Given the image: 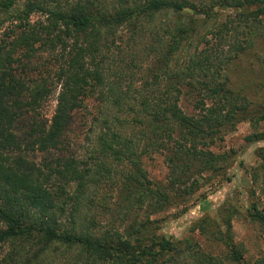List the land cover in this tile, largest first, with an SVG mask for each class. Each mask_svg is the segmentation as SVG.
Returning <instances> with one entry per match:
<instances>
[{
  "label": "trees",
  "instance_id": "16d2710c",
  "mask_svg": "<svg viewBox=\"0 0 264 264\" xmlns=\"http://www.w3.org/2000/svg\"><path fill=\"white\" fill-rule=\"evenodd\" d=\"M118 1L115 12L105 14L96 8L95 0H27L11 18L17 23L10 28L9 39L0 44V243L28 239L35 233L47 246L54 242L81 246L93 263L182 264L179 258H186L190 248L194 250L195 264H224L223 258L195 250L191 242L179 248L166 236L141 235L145 232L140 228V235L119 234L111 241L95 233H78L74 227L62 228V216L73 215L70 205L79 206L77 200L86 191L91 172L100 168L98 162L71 153L67 137L77 112L87 108V99L101 88L113 90L106 77L104 50L110 49L108 38L114 31L127 23L139 28L144 20L151 22L162 11L182 12L190 8L194 14L207 18L217 14L216 7L232 11L224 21L207 29L203 47L183 69L186 72L182 81L194 95L196 114H187L178 102L183 89L172 80L179 79L183 70L175 72L169 67L173 55L195 31V25L177 24L167 29L168 39L160 61L163 64L153 75L154 80L145 86L141 99L128 91L112 99L122 105L133 103L128 105V112L134 113L133 121L143 125V131L148 126L155 135V142L149 143L151 151L158 139L157 147L169 151V183L144 191L163 208L188 201L206 182L200 181L202 173L222 174L230 153L215 152L210 145L221 137L222 127L231 119L233 92L219 77L225 76L224 68L230 59L254 45L255 36L264 37L258 26L264 18V0ZM34 13L44 14L45 20L32 22ZM240 28L244 36L232 34ZM47 47L57 52L58 67L53 75L30 77L29 59L23 58ZM162 77L166 80L164 91L160 90ZM58 86L54 113L50 121H43L39 119L41 103ZM174 90L177 92L173 97ZM99 96L103 101L111 99L106 94ZM259 119H264V115ZM119 123L123 125L124 120ZM106 136L101 138L100 152L109 153L106 156L118 161L136 163L132 139L127 140L117 130ZM36 150L48 153L41 164L30 158ZM135 166V172H142L140 165ZM148 182L152 183L149 179ZM72 183L77 187L71 192L68 186ZM250 213L264 228V213L256 206ZM149 221H143V226ZM227 239L231 248L226 258L234 264H250L244 252ZM255 264H264V257Z\"/></svg>",
  "mask_w": 264,
  "mask_h": 264
},
{
  "label": "rangeland",
  "instance_id": "374dc122",
  "mask_svg": "<svg viewBox=\"0 0 264 264\" xmlns=\"http://www.w3.org/2000/svg\"><path fill=\"white\" fill-rule=\"evenodd\" d=\"M26 2L13 0L11 4V0H0V44L9 39L10 28L17 23L11 18ZM95 2L96 8L105 14L115 12L119 6L118 0ZM215 12V16L207 18L204 14H194L190 8L182 12L162 11L155 14L151 22L144 20L139 28L127 23L110 35V49L105 48L104 53L106 77L113 90L101 88L87 99V108L77 112L67 137L71 153L98 162L100 168L98 172H91L86 191L77 200L79 206L70 205L69 212L73 215L62 216L63 229L74 227L78 233H95L107 241L115 240L119 234L140 235L138 230L141 229L145 232L141 235L166 236L179 248L191 242L195 250L219 256L224 259V264H234L226 258L231 248L226 242L229 237L234 246L244 252L248 263L255 264L263 259L264 228L252 218L250 211L256 206L264 213V119H259L264 115V37L255 36L254 45L230 59L224 68L225 76L219 77V80L227 82L233 92L230 104L233 114L222 127L221 137L210 147L218 153L228 152L230 157L225 161L221 175L217 172L202 173L200 181L206 182L184 203L163 208L155 198L144 195V191L150 187L169 183L166 162L169 151L157 147L159 139L155 149L150 150L149 143L152 140L155 142V135L148 130V126L143 131V125L133 121L134 113L128 112V105L133 103L122 105L112 101L122 91H128L137 100L141 99L145 86L152 82L153 75L160 71L163 64L160 61H163L164 43L168 39L167 29L177 24L195 25V31L169 62V67L175 72L183 70L191 56L203 47L202 38L207 29L224 21L232 11L216 7ZM40 20H45L44 14L34 13L31 16L32 22ZM258 26L264 32V18ZM242 31L243 28H240L232 34L238 32L241 37L244 36ZM56 53L47 47L30 58H23V61L29 59V76L53 75L58 67ZM185 72L183 70L181 77L172 81H177L176 86L183 89L178 102L191 115L196 114L195 98L182 81ZM160 81V90L164 91L166 80L162 77ZM59 89L58 86L42 101L39 119L51 120ZM176 92L173 91V97ZM102 94L111 99L103 101L99 96ZM121 120H124L123 125L119 123ZM111 130H117L128 137L127 140H133L136 163L118 161L106 156L109 153L100 152L101 138ZM47 155L36 150L30 158L41 164ZM135 164L142 167V172H135ZM208 176L210 179H207ZM148 179L152 181L151 184ZM76 187V183H72L68 190L72 192ZM176 188L180 190L179 186ZM147 220L150 221L143 226L142 222ZM0 227H3L2 223ZM193 252L189 248L187 257L179 258V261L182 264H195ZM5 263L105 264L93 263L79 245L54 242L47 246L35 233L28 239L0 243V264Z\"/></svg>",
  "mask_w": 264,
  "mask_h": 264
}]
</instances>
